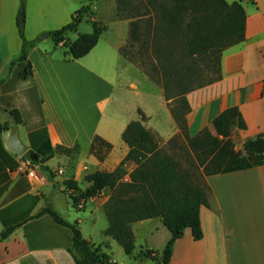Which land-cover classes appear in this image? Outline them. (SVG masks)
I'll return each instance as SVG.
<instances>
[{
	"label": "crops",
	"instance_id": "1",
	"mask_svg": "<svg viewBox=\"0 0 264 264\" xmlns=\"http://www.w3.org/2000/svg\"><path fill=\"white\" fill-rule=\"evenodd\" d=\"M239 1L246 15L244 41L222 53L218 82L186 95L190 138L204 133L216 139L214 118L227 109L238 110L245 130L232 126L227 139L235 152H242L245 141L264 134V0H218L217 4L223 13ZM88 3L26 0L24 39L32 44L27 49L32 70L31 77L21 81L16 63L22 49L16 28L20 0H0V106L19 111V135L27 152L39 154V161L54 175L58 165L65 167H60L64 173L73 165L80 179L95 171L114 170L97 169L101 163L88 153L95 137L112 146L108 157L118 160L115 167L124 159L128 148L121 136L130 122L137 121L138 109L146 119L151 118L145 128L160 140V149L179 133L164 104L163 92L155 90L148 78L120 55L129 40V21L116 18L115 0H106L103 6V0L95 1L90 15L83 19L106 27L88 55L72 61L55 45L49 34L67 25ZM106 11L112 13L107 15ZM103 16L110 18V27L100 20ZM81 26L68 35L71 42L87 34L80 33ZM43 35L48 37L42 40ZM12 63L15 66L10 74ZM21 85L30 88L31 94L15 97ZM140 97L146 104H133L132 100ZM155 99L158 103L152 104ZM10 128L9 117L0 112V234L14 228L7 239H0V264H74L70 231L48 216L37 217L47 206L57 213L58 199L67 198L62 193L63 178H49L37 165L8 151ZM57 147H78L79 152L68 157L57 155L53 153ZM206 186L209 206L200 209L202 239L194 241L186 230L175 241L169 264H264V164L211 175ZM109 196L106 190L85 203L92 206V224L98 211L104 215ZM82 220L73 215L67 222H77L83 239L116 264L113 254L122 249L104 235L107 226L100 233L84 235ZM130 228L135 250L128 258L134 264L149 261L139 257L141 251L161 253L170 239L159 218L133 223Z\"/></svg>",
	"mask_w": 264,
	"mask_h": 264
},
{
	"label": "trees",
	"instance_id": "2",
	"mask_svg": "<svg viewBox=\"0 0 264 264\" xmlns=\"http://www.w3.org/2000/svg\"><path fill=\"white\" fill-rule=\"evenodd\" d=\"M76 11L70 22L61 29L52 32L56 46L65 50L66 57L72 61L84 58L98 44L105 26L91 23L90 34H80L74 41L68 35L76 33L84 17L90 14L92 4ZM25 2L20 0L16 16V28L22 41L21 54L16 63L17 76L21 81L31 77L32 66L27 61V44L24 39ZM218 0H145L143 10L133 6L131 0H115L116 11L120 16L136 20L129 25L130 46L139 47L137 56L128 53V48L120 50L126 61L138 65L152 82L161 84L166 101L178 104L172 108L171 116L178 127L179 136L184 139L187 148L196 162L197 169H183L174 155H169L159 148L158 140L140 121L130 122L122 133V142L128 152L119 165L112 171H95L83 178L86 187L81 190L73 180L63 183L69 192L67 197L73 209L78 210L80 203L99 198L104 191L110 196L104 205L107 228L104 235L113 239L130 257L135 250L131 224L157 219L170 234L161 253L141 251L139 257L153 264H169L172 248L181 239L186 230H190L194 241L202 239L200 209L208 208L207 193L198 180L199 168L206 178L211 175L226 174L251 169L264 164V134L245 141L242 152H235L227 141L231 127L245 130L244 121L236 108L225 110L212 121L217 138L210 139L204 133L190 138L186 116L190 109L186 95L195 90L218 82L222 53L244 41L246 15L241 2L231 4L223 13ZM216 13L214 14L213 9ZM148 17L146 20H144ZM145 23L149 41L142 39L141 24ZM175 48L173 54L170 47ZM152 50L154 64L148 65L142 60L148 50ZM15 63H12L10 74ZM18 124L20 113L16 109L5 107ZM179 109V110H177ZM139 115L140 112H138ZM177 136L169 140L175 142ZM230 147V148H229ZM49 148L44 154H48ZM112 146L95 137L89 147V155L99 163L105 161ZM78 147L66 149L57 147L54 154L72 156L78 154ZM40 155L27 152L22 159L37 165L40 170L54 177V173L39 161ZM134 166L124 180V167ZM71 192V193H70ZM48 216L52 221L68 229L71 233L74 264H113L110 257L83 239L78 223H69L62 219L51 207L44 208L37 217ZM14 228L0 234V239H7ZM162 257V261L160 258Z\"/></svg>",
	"mask_w": 264,
	"mask_h": 264
},
{
	"label": "rangeland",
	"instance_id": "3",
	"mask_svg": "<svg viewBox=\"0 0 264 264\" xmlns=\"http://www.w3.org/2000/svg\"><path fill=\"white\" fill-rule=\"evenodd\" d=\"M105 2H106V0H103V3L100 6H103V4H105ZM131 3L133 4V6H139L141 11H142L143 10V5L145 4V0H131ZM213 12H214V14L216 13V8H215V10L213 9ZM110 13H112V12L106 11L107 15L110 14ZM87 15H90V14H87ZM115 15H116V18L118 20H122V21H125L127 23L129 21V25L136 21V20L128 19L125 16H120L117 13V11L115 12ZM99 18L103 22V24H105L107 27H110V25L112 24V22H111V20H110V18L108 16H103V17H99ZM147 18L148 17H146L144 20H146ZM81 25L82 26L80 27V33L90 34L92 32V26H91V23L89 21L84 20L81 23ZM141 27L142 28L140 30V33H142V35H143L142 39L144 41L146 40V42H147V41H149L148 38L150 37L147 34V32H146L147 26H146L145 23H142ZM172 45L173 44L171 42L170 43V47ZM124 48H128V53H130L131 55L137 56V53H138L137 51H138L139 47L137 45L130 46V41L129 40H127V43L121 49H124ZM169 51H172L173 54H175V52H176L175 48H172V47H171V50L169 49ZM142 60L145 62V64H148V65H151V64L155 63L154 59H153V56H152V50L151 49L148 50V52L145 54V56L143 57ZM130 64H132V63H130ZM132 65L137 70H139L140 72H142L145 75V73L138 67V65H134V64H132ZM148 80H149L150 83H152L154 85V89L155 90H157V91L159 90L158 91L159 93L163 92V88H162L161 84H156V83L152 82L150 79H148ZM29 89L30 88H28L26 85H21L19 87L18 92L16 93L15 97H19V96L21 97V96H23L25 94L30 95L31 94V90H29ZM163 95H164V92H163ZM142 98L143 97H140V99L139 98L138 99H133L132 100L133 104L134 103H136V104L139 103L140 106L145 105L146 104V102H145L146 100H144ZM164 98H165V95H164ZM171 102L172 101H165V103H164L166 105V109L168 110V112L170 114H171L172 108H176L177 106L180 107L178 104H176V103L172 104ZM156 103H158L157 99H155L152 104H156ZM0 105H3L1 100H0ZM153 107H154V109H156L155 106H153ZM177 110H179V109H177ZM138 112H140L141 115H139ZM153 115H156V113H153ZM141 117H143V121L141 123H142V125H144V127H146V125L149 123L148 121L151 120V118L146 119L145 115L138 109V111H137V121H140ZM152 135L156 138V136L154 134H152ZM177 137L178 138H176L175 142L173 141L172 144H169L168 143L169 141H168L165 145H163L162 148H161L162 151H164L165 153H167L169 155H174L183 169H186V168L197 169V166H196L197 164H196V162L194 160V157L191 154V152L189 151V149L187 148L184 139L179 136V133H178ZM158 142L160 143V140H158ZM108 156L105 159V161L102 162L97 169L112 170V169L116 168L115 165H116L118 160L116 158L114 160L112 158V156H111V158L108 157ZM60 167L65 168L64 166L58 165V167L55 168V170H54L55 171V175L54 176L55 177H59V178H63V181H61L62 182V187H63L62 193H64L67 197L69 196V192L66 191L65 187L63 186V183L65 181H67V180L75 181L77 183V185H78V188L81 189V190H83L86 187V185L83 183L84 176H83L82 179L78 178L77 175L75 174L74 170H73V168H74L73 165H70L69 166L70 168L68 167V170H65L66 171L65 173H64V171H62V173H64L65 177L67 176L66 179H64L63 175L62 176L59 175L58 171H61ZM133 168H134V166L131 165V164H127L124 167V171H125V174H126L124 176V180L125 181L128 180V174L133 170ZM196 171L198 172L197 175H198V180L200 182V185L202 187H204L205 191H207L205 173L202 171L201 168H199ZM84 172H86V171L84 170ZM55 205H56V209H57V214L62 219H64L65 221H71L73 215H75L77 217V219H79V218L83 219L81 228H82V231H83L84 235L91 234V232H93V231L95 232V234H97L103 227L107 226V220H106V217H105V213L103 215V213H101L100 211H98V215L96 216V220L94 221V223L92 224L90 222V220H91L90 213L93 210L92 206L90 204H87V205L84 204L82 209L75 210L71 206L70 200L68 198H60V199H58V202H56ZM84 215H85V217L83 218ZM137 252H138V249L136 248V253ZM112 258L114 259V263H116V264H125V263H127V261H128V264H134V262L131 261V259H129L128 256H126L123 253V251H120L119 253L114 252ZM136 264H151V262L145 261V262L136 263Z\"/></svg>",
	"mask_w": 264,
	"mask_h": 264
},
{
	"label": "water",
	"instance_id": "4",
	"mask_svg": "<svg viewBox=\"0 0 264 264\" xmlns=\"http://www.w3.org/2000/svg\"><path fill=\"white\" fill-rule=\"evenodd\" d=\"M47 37H48L47 35H43L40 36V39L44 40ZM0 112L5 113L11 121V128L6 142V148L13 155L21 158L27 153V147L22 143L20 139L19 124L15 119V117L12 116L11 113L8 110H6L4 107L0 106ZM160 261H162V257L160 258Z\"/></svg>",
	"mask_w": 264,
	"mask_h": 264
},
{
	"label": "built area",
	"instance_id": "5",
	"mask_svg": "<svg viewBox=\"0 0 264 264\" xmlns=\"http://www.w3.org/2000/svg\"><path fill=\"white\" fill-rule=\"evenodd\" d=\"M30 163V162H29ZM59 175H63L62 171H58ZM28 175L30 178H33V174L31 173V171L28 172ZM84 206V203H80V205L78 206V209H82Z\"/></svg>",
	"mask_w": 264,
	"mask_h": 264
}]
</instances>
